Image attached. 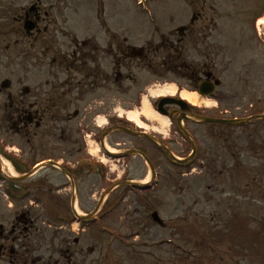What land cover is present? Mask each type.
I'll return each mask as SVG.
<instances>
[{
    "label": "flooded vegetation",
    "instance_id": "1",
    "mask_svg": "<svg viewBox=\"0 0 264 264\" xmlns=\"http://www.w3.org/2000/svg\"><path fill=\"white\" fill-rule=\"evenodd\" d=\"M226 1L184 0L189 17H180L167 33L152 27L159 42L140 39V44L128 42L105 21L96 37L59 32L40 0L22 7L18 34L31 40L35 65L48 68L51 79L37 82L36 94L25 86L10 105L15 111L10 129L23 136L27 147L23 158L11 152V162L17 171H29L37 163L28 157L52 135L57 142L47 143L53 153L49 159L58 166L43 167L35 177L12 185L29 202L13 205V220L0 223V264L118 262L107 259V238L130 241L129 254H139L141 248L150 255L151 249L170 244L153 236L154 227L166 230L169 225L157 211L165 206V171L172 169L178 182L204 169L218 183L227 177L228 167L239 171L235 129L254 138L257 130L247 128L258 120L235 126L199 117L238 118L231 101L235 81L262 87L264 54L258 48L264 43V0H230V7ZM26 21L30 31L24 28ZM246 45L257 47L256 55L239 62L236 78L234 56L247 51ZM165 74L171 76L164 85L169 90L146 99L153 113L168 121L159 130L157 119L142 112L140 92L151 85L152 76ZM227 83L231 93L220 89ZM186 94L196 95V102ZM227 97L228 102L222 99ZM256 104H249L252 111L258 110ZM260 113L264 111L246 117ZM140 182L151 186L139 190L134 184ZM32 202L40 203V214ZM191 210H181L174 223L182 242L181 262L202 256L200 248L189 252L191 245L184 241L183 218L198 216ZM153 212L159 222L153 221Z\"/></svg>",
    "mask_w": 264,
    "mask_h": 264
},
{
    "label": "rangeland",
    "instance_id": "2",
    "mask_svg": "<svg viewBox=\"0 0 264 264\" xmlns=\"http://www.w3.org/2000/svg\"><path fill=\"white\" fill-rule=\"evenodd\" d=\"M31 1L36 0H0V83L4 79L11 82L9 88L0 90V147L6 154L13 149L12 152L21 154L22 158L27 147L22 135L15 136L10 131V119L15 118V111L9 104L15 105L25 86L30 89L33 87L36 94L37 82L41 79H51L48 68L44 67L42 71L35 65V50L32 49L31 40H26L18 34L20 26L17 21L21 15L17 13H21L22 7ZM226 2L230 7L231 1ZM39 3L49 12L50 20L56 24L59 32L71 30L79 36L96 37L99 27L104 26L105 21L106 27L112 26L122 36L127 37L128 42L130 40L134 44H140V39L159 42L152 27H158L160 32L167 33L177 24L180 17H189V8L184 0H40ZM261 21L264 25V17ZM58 38V43L62 45V35ZM246 47L247 51L240 49L234 56L236 78L239 62L252 53L256 55L257 47ZM258 49L264 54V43L260 44ZM170 77V74H165L162 78L152 76L151 85L146 91L140 92V103L143 105V101L153 95V92H167L169 89L164 85L169 82ZM234 85L237 86L236 96L231 97L234 116L246 117L250 113L264 111V83L260 89L258 82L245 86L236 80ZM220 89L223 92L232 91L229 83ZM138 91L137 89L136 92ZM222 99L228 102V97ZM124 100L125 104L129 101L127 95ZM250 103H258V110L252 111ZM154 114L157 115L155 112ZM160 125L163 126L161 123ZM249 129L257 130L254 138L248 139V133L235 129L239 171H232L231 168L235 169V166L228 167L227 177L221 183L209 179L204 169L180 177L178 182L172 169L164 172V177H167L163 188L165 206L159 207L157 211L164 221L168 220L169 225L166 230L154 227L153 236L155 241L167 239L170 244L151 249L150 255L141 252V248L139 254H129L124 244L112 242L108 238L109 243L105 242L110 253L107 259L116 257L118 260L115 263L109 261L108 264H168V261L170 264H264V121L256 122L254 127L247 128V131ZM49 142L55 143L57 138L48 135L40 141L27 161L38 162L52 157L53 153L47 146ZM59 153L56 152V155L59 156ZM8 161L10 162L9 159ZM2 179L0 175V222L10 223L15 210L10 203L19 206L20 203L29 202V199L21 202L12 200L7 195L11 187L6 186ZM171 179L172 182L169 181ZM126 203L131 204V201L126 200ZM33 204L37 214H40V203ZM191 209L198 216L183 218L184 241L191 245L187 248L194 253L196 250L192 249L193 245L199 243L202 256H199V253V257L192 256L187 262H180L177 252L174 251L175 246L181 245V242L176 241L173 232L176 228L174 223L178 222L177 216L181 210L190 212ZM158 257L160 259H157Z\"/></svg>",
    "mask_w": 264,
    "mask_h": 264
},
{
    "label": "bare ground",
    "instance_id": "3",
    "mask_svg": "<svg viewBox=\"0 0 264 264\" xmlns=\"http://www.w3.org/2000/svg\"><path fill=\"white\" fill-rule=\"evenodd\" d=\"M186 96H187V98H188L191 102H194V103L196 102V95H188V94H186ZM143 105H144V106H143V110H144L143 113H144L146 116H149L150 118H154V117H155V118L157 119V121L159 122V124L161 123V124H163V126L166 125L167 119L155 115V114L151 111L149 105L147 104V100H144V101H143ZM129 116H131V117L135 116L136 118L138 117L137 114H132V115L129 114ZM158 118H159V119H158ZM159 126H161V125H159ZM163 126H161L160 128H158V127L155 126V129L157 128V129H159V130H160V129L163 130ZM116 156H117V155H116ZM0 165L2 166V167H1V171L6 172L7 174H13V173H14L13 168H12V165L8 163V160L6 161L5 159L0 158Z\"/></svg>",
    "mask_w": 264,
    "mask_h": 264
},
{
    "label": "water",
    "instance_id": "4",
    "mask_svg": "<svg viewBox=\"0 0 264 264\" xmlns=\"http://www.w3.org/2000/svg\"><path fill=\"white\" fill-rule=\"evenodd\" d=\"M7 85H8V81L7 80L3 81L2 84H1L2 87H5ZM258 117H264V115L251 116L250 118H247V119H239V120L234 119V120H229V121L228 120H219V121L222 122V123H225V124H229L230 123V124L239 125V124L248 123V122H250L251 119L258 118ZM207 120L208 121H212V119H210V118H207V119L203 118L202 121H207Z\"/></svg>",
    "mask_w": 264,
    "mask_h": 264
}]
</instances>
